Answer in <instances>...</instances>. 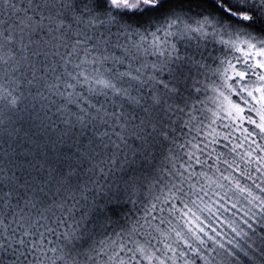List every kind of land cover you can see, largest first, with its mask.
<instances>
[{
    "label": "snow or ice",
    "instance_id": "obj_1",
    "mask_svg": "<svg viewBox=\"0 0 264 264\" xmlns=\"http://www.w3.org/2000/svg\"><path fill=\"white\" fill-rule=\"evenodd\" d=\"M0 264H264V0H0Z\"/></svg>",
    "mask_w": 264,
    "mask_h": 264
}]
</instances>
